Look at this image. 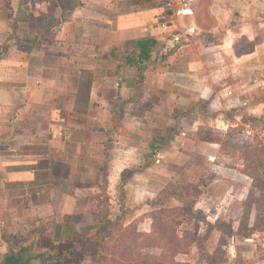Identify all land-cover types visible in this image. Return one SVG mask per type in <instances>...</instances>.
<instances>
[{
	"label": "crops",
	"instance_id": "crops-1",
	"mask_svg": "<svg viewBox=\"0 0 264 264\" xmlns=\"http://www.w3.org/2000/svg\"><path fill=\"white\" fill-rule=\"evenodd\" d=\"M261 120L264 0H0V264H98L104 216L148 232L168 186L254 181L212 136ZM246 241L237 264H264Z\"/></svg>",
	"mask_w": 264,
	"mask_h": 264
},
{
	"label": "rangeland",
	"instance_id": "rangeland-1",
	"mask_svg": "<svg viewBox=\"0 0 264 264\" xmlns=\"http://www.w3.org/2000/svg\"><path fill=\"white\" fill-rule=\"evenodd\" d=\"M251 125H253L252 129L260 133L259 135L251 136L250 134L247 137L240 136L239 141L237 142L234 139L237 131L229 132V135H221L220 132H215L213 133L212 138L226 139V144L229 148L234 146L235 143H238L239 154H237V156L241 159L240 164H245L242 169L246 171V173L251 174L253 177L256 175L258 180L253 178L255 179L253 181L250 180V178L245 179V177H243L244 179L239 181V184H229L228 181H223L224 179L217 177L212 181L215 175L212 177L209 170L208 173L211 176L212 184L205 185V180L203 179L204 175L202 174L201 177H198L193 183L179 185V188L168 186L165 189L166 192L168 191V193L174 194L176 197L185 198L186 203L181 204V208L184 210L188 207H194V202L196 203L197 200L201 202L198 205V208H202V210L194 209L193 214H186L185 211L181 210L171 211L173 210L169 207L171 205L167 204V209H164L166 212L163 216H160L163 221L169 223L171 228L173 227V224H176L179 235L184 237L177 245L178 248L183 249V252L177 256L178 261L186 264H209V259L214 254V250L219 248L220 251L217 253L216 264H237L238 260L234 259L231 250L234 246L232 244L233 237L238 243L248 242L246 240H249L250 238H255L258 242L263 241L264 121L261 120V122H253ZM246 134L248 133L246 132ZM220 168V170H217L220 171L221 176H225L228 171L236 174L238 173L236 169L228 170L222 166ZM233 176L234 175L232 173H229L226 178L229 180L230 178H233ZM216 197H219V199H216ZM101 200L102 203H104L103 199ZM139 219L140 218H136V221H134L132 225L124 222L125 218L123 214L113 218L112 220L108 219V225L109 223L111 226L115 225V229L112 230L109 228L111 229L110 236L114 237L116 241H119L118 243L120 245L124 241H136L134 235L127 237L126 234H124L126 232H123L122 229L128 228L130 231H135V229L138 230L135 225H137L136 223ZM149 222L151 221L149 220L147 225ZM101 225H103V220L101 221ZM142 228H148V226L142 225ZM140 231L142 232V230ZM186 231H190L191 233L186 234V236ZM109 232V230H105L103 233H98L97 235L92 234L91 236H93V240L91 242L93 245L87 243L91 246H84V251L87 250L92 254L89 256L90 258L93 260L97 258L96 263L106 261L107 259L109 260V258H114L113 255H107L105 253L106 249H113L116 242H102L104 237L108 235ZM170 232L173 233L171 229ZM42 237H44V235L41 236V241L38 240L40 241L39 244H48V237L44 238V240H42ZM221 237L225 240L222 244L219 243V239ZM21 240L22 239H20L19 236L12 235L9 241L10 244L12 243L10 246V249L12 250L9 249V251H16V249L21 246L19 243ZM138 242L141 243V240H138ZM79 243L82 245L81 241ZM54 246L51 245V242L49 243L51 251H59V248H55ZM137 247H139V245H137ZM104 248L105 253H103ZM152 252H159V250L152 249ZM78 255L80 257L81 253ZM260 255H262V253ZM65 264L72 263L67 261Z\"/></svg>",
	"mask_w": 264,
	"mask_h": 264
},
{
	"label": "trees",
	"instance_id": "trees-1",
	"mask_svg": "<svg viewBox=\"0 0 264 264\" xmlns=\"http://www.w3.org/2000/svg\"><path fill=\"white\" fill-rule=\"evenodd\" d=\"M249 175L253 177L251 174ZM253 178L258 180L256 175ZM173 187L179 188L180 186ZM164 193L165 194L162 195L160 194L152 203L158 205L159 208L150 214L152 221L150 231L141 232L138 229V223L135 225L138 230L135 229V231H130L128 228L122 229L123 232H126L124 234H126L127 237L134 235L137 242L129 240V242L124 241L120 245L118 243L119 241H116L114 237L110 236L111 229H115V225L111 226L110 223L108 225L109 220L105 219L107 218L106 216L103 217V225L98 232L103 233L105 230H109L110 232L104 237L102 242H116V245L113 249H106V253L104 252L105 248L103 250V253L113 255L114 258H109V260L107 259L108 261L98 262V264H186L177 260V256L183 252V249L178 248L177 245L184 237L179 235L176 224H173V227L171 228L168 222H165L160 218V216H163L166 212L164 209H167V204L171 199L178 198L181 203L184 204L186 203V200L183 197H176L174 194L168 193V191H165ZM169 207L173 209L171 211L181 210L185 211L186 214L194 213L193 207H188L186 210L181 207ZM170 229L173 233L170 232ZM189 233L191 232L186 231L185 235ZM138 240H141V243H139ZM223 242H225V240L221 237L219 243L222 244ZM137 245H139V247H137ZM152 249H157L159 252H152ZM219 251V248L215 250L214 254L209 259V264H216L217 253Z\"/></svg>",
	"mask_w": 264,
	"mask_h": 264
},
{
	"label": "built area",
	"instance_id": "built-area-1",
	"mask_svg": "<svg viewBox=\"0 0 264 264\" xmlns=\"http://www.w3.org/2000/svg\"><path fill=\"white\" fill-rule=\"evenodd\" d=\"M171 1H172V0H165L166 5L169 6L170 3H171ZM173 41H174V43H176V44L180 43V37L174 36V37H173Z\"/></svg>",
	"mask_w": 264,
	"mask_h": 264
},
{
	"label": "water",
	"instance_id": "water-1",
	"mask_svg": "<svg viewBox=\"0 0 264 264\" xmlns=\"http://www.w3.org/2000/svg\"><path fill=\"white\" fill-rule=\"evenodd\" d=\"M5 264H15V261L12 260V258H8Z\"/></svg>",
	"mask_w": 264,
	"mask_h": 264
}]
</instances>
